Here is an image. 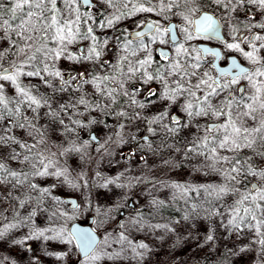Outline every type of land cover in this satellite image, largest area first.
Returning <instances> with one entry per match:
<instances>
[{
  "label": "snow or ice",
  "instance_id": "snow-or-ice-1",
  "mask_svg": "<svg viewBox=\"0 0 264 264\" xmlns=\"http://www.w3.org/2000/svg\"><path fill=\"white\" fill-rule=\"evenodd\" d=\"M116 155L129 164L101 172ZM113 188L124 203L93 204L92 189ZM85 208L117 226L67 227ZM182 222L206 225L205 260L235 237L247 242L225 244L220 264H264V0H0V241L63 245L43 248L57 264H145L136 234L180 243Z\"/></svg>",
  "mask_w": 264,
  "mask_h": 264
},
{
  "label": "rangeland",
  "instance_id": "rangeland-1",
  "mask_svg": "<svg viewBox=\"0 0 264 264\" xmlns=\"http://www.w3.org/2000/svg\"><path fill=\"white\" fill-rule=\"evenodd\" d=\"M111 34V33H109ZM64 67H71V65L64 64ZM34 83L36 81H33ZM9 92H12V89L9 87ZM109 121H111L109 119ZM111 123V122H109ZM127 147V145L115 149L117 153H119L120 150H123ZM93 156H95V152L93 151ZM118 155L111 158V164L109 163V158L105 157L103 161L99 164V170L105 174L112 175L115 174L117 171L123 170L125 166L129 164V162L126 161H120L118 159ZM150 162L155 160V163H159V158L150 157ZM116 160H119V164L115 163ZM76 159L74 158L71 163L73 165L76 164ZM84 167L88 170L89 175H93V169L97 168L96 160L91 161L90 163L84 164ZM135 167V165H133ZM157 174L159 176H163L164 173L157 171ZM168 176L171 179L176 180H195L196 182H200L202 178L200 177H193L188 174L187 170H180L176 169L174 172L168 173ZM51 181H49L50 183ZM144 187L143 185L136 189L137 192L141 190V188ZM150 187V186H149ZM120 192L121 190L113 188L112 191H105L103 189H92V196H93V204H101V205H110L114 202L116 203H124L120 199ZM56 194L61 195L62 197L69 195V190L67 189H59L57 190ZM158 195L161 198H164L165 195H168L167 190L164 192L158 193ZM132 200L140 199L141 202H143V197H131ZM134 206V205H133ZM179 207V206H176ZM131 208L129 204L124 208L123 212L124 214H121V217H126L128 215H131ZM95 211V223L94 226L96 230L103 236L106 229H112L115 228L116 222L113 221L111 223H106L105 225L101 226L97 219V212L96 209L93 208ZM175 210V208H173ZM176 211V210H175ZM89 210L85 208L81 212H78L75 217L68 222L66 225L67 227L70 226V224L74 221H78L80 223H86L88 220V213ZM177 212V211H176ZM179 213V212H178ZM84 215L85 218H84ZM181 216V213L177 216V219H179ZM171 219H175L172 217H169ZM158 222L165 223L160 219ZM38 223L43 225L44 221L41 218L38 220ZM206 231V225L203 222H200L197 224L196 227H192L190 223L182 222L180 226L177 227L176 233L182 238L180 243H177L176 241V235L174 234H168L164 237L163 240L156 239V236L162 235L161 232H157L155 235L152 234H145V233H137L136 239L143 240L144 242L148 243L150 247L153 249L152 253L150 254L149 258L145 261V264H218L220 260L217 259V256L221 255V252L224 249L225 244L229 248L233 247V243L235 244H243L247 241L245 240H235V237H232L230 241H225L221 239L218 242V249L216 256L210 257L209 259L205 260V255L208 252V247L205 246L203 249L198 247V244L203 243V235ZM24 234V230L16 231L15 236L20 237ZM217 235L223 236L224 231L223 229H217ZM199 236L200 239L197 240L195 237ZM186 239H183L185 238ZM28 244L31 245L32 251L27 252L24 251L20 246L12 245L10 242L5 243L0 241V257H9V261L6 262V264H11V261H15L16 264H29V260L31 257H38L43 264H57L54 257H48L44 255L43 248H47L49 251L53 250H63L64 246L57 244L55 242H47L46 244H42V242L39 241H28ZM252 256L248 254H241L238 257H232L231 264H251ZM63 264H76V256H72L71 261H64Z\"/></svg>",
  "mask_w": 264,
  "mask_h": 264
},
{
  "label": "water",
  "instance_id": "water-1",
  "mask_svg": "<svg viewBox=\"0 0 264 264\" xmlns=\"http://www.w3.org/2000/svg\"><path fill=\"white\" fill-rule=\"evenodd\" d=\"M124 214V212L122 213V215ZM93 222H94V217L90 216L87 220L86 223H80L78 221H75L73 222L69 227H78V228H81V229H85V230H95V228L93 227ZM98 237H102L101 234L95 230Z\"/></svg>",
  "mask_w": 264,
  "mask_h": 264
},
{
  "label": "trees",
  "instance_id": "trees-1",
  "mask_svg": "<svg viewBox=\"0 0 264 264\" xmlns=\"http://www.w3.org/2000/svg\"><path fill=\"white\" fill-rule=\"evenodd\" d=\"M109 122H111V121H109ZM87 209L89 210V212L87 213V214H88V217H89V216H92V215L95 214V211H94L93 208H91V209L87 208ZM162 215H163L165 218L172 217V218L177 219V216L179 215V213L176 212L175 210H173L172 207H170L166 212L162 213ZM85 216H86V215H84V218H85ZM162 221L167 222V219H162ZM218 264H220V262H218Z\"/></svg>",
  "mask_w": 264,
  "mask_h": 264
},
{
  "label": "flooded vegetation",
  "instance_id": "flooded-vegetation-1",
  "mask_svg": "<svg viewBox=\"0 0 264 264\" xmlns=\"http://www.w3.org/2000/svg\"><path fill=\"white\" fill-rule=\"evenodd\" d=\"M212 43L214 44L215 42L213 41ZM241 62H243V61H241ZM155 86H156V85H153V87H155ZM128 150H129V146H127V147H126L125 149H123V150H120L119 153H120V152L127 153ZM118 157H119L118 159H119L120 161H126V162H129L128 160L125 159L124 156L118 155ZM149 158H150V157H149ZM136 159H138V157H137ZM64 197H67V196H64ZM129 206H130V207H133L132 204H129ZM89 217H90V216H89ZM89 217H88V218H89ZM92 217H94L93 227L95 228V226H94V223H95V216L92 215ZM74 222H75V221H74ZM72 223H73V222H72ZM72 223H71V224H72ZM71 224H70V225H71ZM83 224H84V223H83ZM95 230H96V228H95Z\"/></svg>",
  "mask_w": 264,
  "mask_h": 264
}]
</instances>
